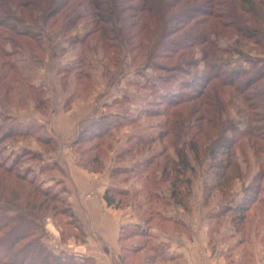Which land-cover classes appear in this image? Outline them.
<instances>
[{
  "label": "rangeland",
  "instance_id": "1",
  "mask_svg": "<svg viewBox=\"0 0 264 264\" xmlns=\"http://www.w3.org/2000/svg\"><path fill=\"white\" fill-rule=\"evenodd\" d=\"M69 1L70 6L48 22L45 11L35 12L32 7V15L16 5L5 7L9 0L0 2V160L10 158L8 164L18 160L16 172L30 170L29 177L35 176L60 200L69 195L66 181L74 193L80 190L72 186L70 168L75 162L85 175L90 173L88 194L84 192L82 198H93L103 184L104 193L110 188L127 193L115 196L118 207L104 204L105 212L120 210L138 224L121 233V253L107 244L95 258L96 252L89 253L87 236L69 223V217L61 213L64 206L58 204L44 222L42 244L56 256H72L80 263L86 259L85 264H264V180L256 182L264 166V150L254 146L256 142L264 147V140L259 141L264 133L257 140L242 139L219 156L233 157L230 180L216 177L211 157L215 142L230 123L264 128V109L255 113L248 108L250 103H244L256 96L264 81L244 95H234L233 89L216 82L205 84L211 71L200 60L207 45L178 54L173 51L178 50L176 45L165 49L163 44L196 32V21L178 27L181 5L169 15L162 4L168 0L148 2L157 15L141 14L148 29L142 23L131 29L137 33L144 27L148 36L141 43L128 30L140 20L127 22L134 12L127 11L125 18L119 12L131 4L141 7L142 1ZM25 2L29 4L21 0ZM72 10L70 19L77 20L69 26ZM16 29H28L32 35L17 36ZM168 29L175 31L167 35ZM217 33L220 47L226 50L217 56L227 63L226 70L229 65L235 69L264 62V49L242 39L233 28ZM261 37L264 40V32ZM77 39L83 41L74 43ZM181 81L190 86L181 87ZM175 96L182 99L180 105L169 106ZM194 108L199 109L196 114ZM257 113L260 119L255 118ZM102 116L108 118V130L102 132L104 125L95 135L91 126ZM211 118L215 120L210 126ZM215 124L219 128L211 130ZM199 128L202 131L195 136ZM8 130L14 134L3 137ZM194 138L199 140L195 153ZM181 142L192 169L183 174L189 183L178 185L181 195L176 199L172 196L176 174L164 160L167 156L177 159ZM28 150L38 153L37 158ZM165 167L171 172L168 176L163 173ZM77 178L85 181L83 176L76 177L80 182ZM256 183L261 184L260 191L247 199L246 188ZM250 203L244 213L227 209ZM135 230L142 233L134 234Z\"/></svg>",
  "mask_w": 264,
  "mask_h": 264
},
{
  "label": "trees",
  "instance_id": "2",
  "mask_svg": "<svg viewBox=\"0 0 264 264\" xmlns=\"http://www.w3.org/2000/svg\"><path fill=\"white\" fill-rule=\"evenodd\" d=\"M113 1L118 3L119 1L124 2L125 0H108V2ZM131 1L135 2L137 0ZM139 1H142L143 3L141 7L135 4H131L128 10L121 8L119 13L122 17L125 18L127 11L134 12V14H132L131 16L129 15L126 21L128 22L129 20L136 18H138V20L140 21L132 23L128 30L130 34L133 33V40L136 39L138 40V42L141 41L142 43V41H144L148 35L144 31V27L147 28V26L146 22L142 21L144 17L141 14L151 15L154 13V9L147 5V3L151 2L152 0ZM0 2H2V0H0ZM69 2V0H27V3L29 4H26V2L22 4L21 0H9V4H5L3 2L2 3L5 4V7L8 5L7 8L10 6L11 9L14 7V5H16L17 7L28 10L32 15L33 11H45V13H47V17L45 19L48 22V20L53 19L55 16L63 12L67 8ZM162 4L166 5L167 13L169 15L173 11L177 10V6H182L183 9L179 10V13L177 15V23L179 28L181 26L187 27L194 21L197 22L196 26L198 30L196 29V34L194 32L183 34V36H181V39H177L175 41L176 43L171 42L163 44L162 46L167 49L169 48L168 44H173V46L176 45L178 47V50H173L174 52L177 53V51H179L180 53H183L185 52L184 50L190 49L192 46H196L198 44L200 46L207 45V47L204 48L202 52V58L200 60V62H203L206 65V68L211 71V74H208L205 78V81L208 80L206 81L207 83H205L206 85L216 82L217 84L224 86L225 88L233 89L234 95L236 93L238 95H244V91L264 81V62L261 60L250 62L249 67L240 66L239 68L230 69L229 65L228 70H226L227 63L224 60L222 61V59L217 56L218 54H226V50L220 47L216 39L219 34L217 32H220V30L222 29H228L229 27H231L237 32V34L242 37V39L249 40L255 46L264 49V40L261 37V33L264 32V26H262L263 30L261 28V25H263L262 22H264V0H168L166 3L162 2ZM32 7L33 11L31 10ZM74 12L75 11L72 10V12L68 16L67 21L69 26L76 24L77 18L70 19L73 16ZM30 13L27 14V17H31ZM154 15L157 14L154 13ZM19 21L24 22L22 19ZM138 23L143 24V29L139 30V32L137 33L132 32L133 30L131 31V29H133L134 26H137ZM16 30L17 31L15 33L17 36L30 37V35H32V33L28 29L25 31L19 29ZM114 31L111 32L115 33ZM174 31L175 30L168 29L166 34H173ZM33 37L34 36H32L31 39H33ZM212 37H214L216 40ZM79 41L80 40L77 39L74 43H81L83 39L80 42ZM184 41H189V44L183 45L182 43ZM229 69L231 71H229ZM178 71L183 70L178 69ZM187 72L185 71V73ZM200 79L203 80V78ZM180 83L181 87L183 88L186 85L187 87L190 86V82L185 83L184 81H181ZM203 92L200 93L202 96L204 94ZM165 95H167L165 97H168V92ZM177 97L179 98V96H175L170 100V102H168L169 106H173L175 104L180 105L182 99H177ZM218 100L219 98L217 97V101ZM246 101L250 103L248 105V108H254L255 111L253 112L255 113L256 111H259V109H264V87L258 90L256 96H254L252 100H250L249 98L245 99L244 103ZM183 103L184 101L182 102V104ZM220 105L221 103H219V106ZM243 110L244 109H241V111ZM198 111L199 109L195 110L194 108L192 113L196 114ZM258 113L255 114V118L260 119V117L257 116ZM244 114H246V117L253 116L251 114L247 115L248 112H245ZM201 117H205V114ZM261 117H263L264 120V116ZM102 118L103 119L101 121L97 120L96 122H94L95 124L91 126V131H93L95 135H100V133L95 132V130L99 129V127L104 128V125L105 128L102 132H106L108 130V118L107 116H102ZM214 120L215 118L209 119L208 124L211 126ZM227 126L229 127L228 129L225 127L227 130L226 134L220 140H218V143L215 142L214 148L211 152L212 165L216 169V177L225 179V181L230 180V178L228 177V171L232 164L233 157H230L228 155V158H219V156L221 157V155H224V153L229 150V148L231 149L234 144L240 142L242 139L247 138L257 140L258 137L262 136L264 133V128L252 127L251 125H246L245 128H241L239 124L232 122ZM217 128H219V125L215 124L211 130H215ZM201 131L202 128H199L195 133V136H197ZM12 134H14L13 131L8 130L3 133V137L11 136ZM19 134L22 133L20 132ZM262 138H264V136H262ZM0 139V141H2V136ZM263 140L264 139H259V141L261 142ZM255 143L256 142H254V146L257 145L256 148H258V150H264V147L261 144ZM181 144L182 145H180L178 150H176L177 159L171 158V156H167V158L164 160L166 161L165 164H171L173 166L176 174L174 180L172 181V196L176 199L179 195H181V191L179 190L178 185L182 183H189V178L185 179L183 174L187 170L192 169L191 162L184 150V143L181 142ZM191 144L192 152H199V140L197 138H194L192 139ZM28 152L32 153L31 155L32 157H34V159L37 158L38 153L36 154L35 152L30 150H28ZM128 152H131V149ZM159 155L160 158H163L164 152L162 151ZM8 160L10 161L11 159L6 158L4 160H0V264L87 263L86 259H84V263H80L72 256H56L52 254L44 244H42L44 234H40L45 232L44 222L49 213H55L58 210V204H62L64 206V208L61 210V213L69 217V223H75L77 226V230H80V233H82L83 236L86 237L82 224L76 216L68 200V197L60 200L57 194H52L51 191H49L47 188H43L42 184L37 182L35 176L29 177V174L31 173L30 170H27L25 173L19 171L16 172V168L19 165L18 160H13L11 164L7 163ZM45 168L47 167L43 164V169L46 170ZM163 173H166V176H168L171 172H167V167H165ZM256 177V182H261V180H264V166L261 168ZM260 188L261 184L258 183H256L255 185L252 184L247 187L245 192L248 195L247 199H249V197L255 198L257 193L260 191ZM66 194H68L67 190ZM117 194L121 196L122 194L124 196L128 195L127 193H121L120 190H117L116 188H110L105 192L104 200L109 207H114L116 203L118 205V202L115 200V196ZM153 195L157 198V194ZM252 205L250 203L245 206L241 205L231 208L229 207L227 209H229V212L244 213L245 211L250 209ZM241 217H244V215H242ZM148 230H150L149 227ZM123 231L122 235L124 233ZM133 233L138 234L142 232L135 230L133 231ZM62 260L63 262H61Z\"/></svg>",
  "mask_w": 264,
  "mask_h": 264
},
{
  "label": "crops",
  "instance_id": "3",
  "mask_svg": "<svg viewBox=\"0 0 264 264\" xmlns=\"http://www.w3.org/2000/svg\"><path fill=\"white\" fill-rule=\"evenodd\" d=\"M75 164L76 163L74 162L73 169L70 168L72 179L75 180L74 183L72 182V186L73 188L78 187L80 190L76 192L77 194L74 193L66 181L67 187L69 189L68 200L70 201L71 206L76 216L80 220L84 232L86 233L87 245L88 247H91V252L89 253L91 255L95 254L94 256L96 258V256L99 255L98 251L105 250V248L103 249L101 246H106L107 244H111L113 250L121 253L120 237L122 231L124 228L138 223L132 221L130 222L125 214H123V212L120 210H111L110 212H105L104 204L106 205V202L104 201V184L102 185L101 189H99L97 195L93 198H87L89 200L82 198L83 193H87L86 191H88V188L86 187L88 182L86 180L89 179L90 173L87 172V175H85L86 172H84L79 167H76ZM67 172L69 174L68 170ZM78 176L85 177V181L77 178L80 181L77 182L76 177ZM82 205L83 208L80 209L79 207ZM92 252L96 253L93 254ZM98 261L99 260H97V262Z\"/></svg>",
  "mask_w": 264,
  "mask_h": 264
}]
</instances>
